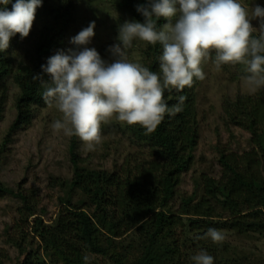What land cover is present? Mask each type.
Returning a JSON list of instances; mask_svg holds the SVG:
<instances>
[{
	"label": "trees",
	"instance_id": "trees-1",
	"mask_svg": "<svg viewBox=\"0 0 264 264\" xmlns=\"http://www.w3.org/2000/svg\"><path fill=\"white\" fill-rule=\"evenodd\" d=\"M76 1L42 0L28 36L15 34L8 48L0 52V117L7 97L6 79L12 76L19 89L14 99L17 117L13 127L27 121L32 103L44 101L41 80L47 81L49 76L41 66H46L48 58L63 46L75 22ZM114 1L143 22L136 7L145 0ZM14 2L10 0L6 5L8 10ZM165 22V18H159L157 29ZM17 49L18 58L13 56ZM161 54L159 43L145 44L141 64L158 72ZM236 66L240 73L247 74L244 65ZM198 82L194 80L192 87L181 92L165 90L164 100L170 108L180 96L186 99L182 111L166 114L153 133L145 135L141 126L121 122L132 144L140 147V157L134 163L130 158L111 170L88 168L76 151L77 138L72 136L69 151L73 175L69 181L60 182L66 193L61 198L63 207L51 224L37 216L32 219L34 231L51 256L64 264H84L82 252L107 256L114 264L126 260L129 264H193L191 257L204 250L214 258V264H242L228 259L225 245L213 243L206 233L209 228L246 235L264 233V88L255 94L226 97L222 104V118L250 133L251 148L241 154L220 150L219 176L200 175L194 191L183 195L177 210L172 211L169 203L177 193L182 174L194 162L199 131L195 104ZM197 188L200 193L196 197ZM0 191L20 198L17 211L21 222H28L35 214L33 198L20 189L14 191L0 181ZM77 193L81 196L79 203L73 201ZM103 227H109L111 232L106 233ZM130 231L134 233L130 241L124 244L118 240ZM10 242L19 253L26 251L25 240L12 237ZM119 248L121 251H116ZM126 249H133L134 254H128ZM4 257L0 249V264ZM29 262L31 258L21 264Z\"/></svg>",
	"mask_w": 264,
	"mask_h": 264
},
{
	"label": "clouds",
	"instance_id": "clouds-1",
	"mask_svg": "<svg viewBox=\"0 0 264 264\" xmlns=\"http://www.w3.org/2000/svg\"><path fill=\"white\" fill-rule=\"evenodd\" d=\"M0 0V52L10 38L19 33L28 36L42 0ZM136 11L143 22L125 20L118 26V44L107 51L111 63L97 50L88 47L94 37L95 22L71 38L75 49L58 51L42 65L48 74L42 99L55 105L62 119L52 124L55 132L77 136L86 152L102 144L101 125L113 117L129 126L139 125L145 135L153 133L165 115L182 111L185 96L171 108L164 100L166 89L183 91L194 80L205 79L201 64L215 53L217 70L222 65L242 64L247 73L243 80L255 94L264 88V8L259 4L249 11L238 0H145ZM168 22L157 29L159 18ZM257 20L259 29L251 21ZM259 31L258 36L253 33ZM134 40L162 46L159 71H151L139 62H131L127 50ZM39 79V77H33ZM206 237L222 243L221 231L209 228ZM193 264H214V258L201 250L191 257Z\"/></svg>",
	"mask_w": 264,
	"mask_h": 264
},
{
	"label": "rangeland",
	"instance_id": "rangeland-1",
	"mask_svg": "<svg viewBox=\"0 0 264 264\" xmlns=\"http://www.w3.org/2000/svg\"><path fill=\"white\" fill-rule=\"evenodd\" d=\"M251 14L255 5L264 8V0H238ZM76 16L68 36L59 51L67 54L68 49L76 46L70 43L72 37L80 30L95 22L94 37L88 47H94L101 58L109 63L113 57L107 49L117 40L118 26L125 20H135L127 11L119 8L114 0H77L75 2ZM175 17L171 21L175 22ZM253 27L259 29L257 20L251 21ZM163 24V25H164ZM259 35V31L254 32ZM145 42L134 40L127 50L131 62L143 63L142 55ZM20 49L13 54L18 58ZM57 52L53 53L55 55ZM215 53L202 62L201 68L205 79L199 80L196 88V107L198 113V141L193 151L194 162L189 171L182 174L177 193L169 203V208L176 211L181 197L190 195L199 177L208 174L219 176V152H235L241 154L251 148L250 133L241 128L228 124L222 118V104L226 97L234 98L239 94H253L249 91L244 80V74L238 71L235 65H222L217 70L214 64ZM7 97L4 110L0 117V181L14 191L20 189L31 198L35 204V214L28 222H21L18 207L21 200L18 196L0 191V249L5 253L1 264H21L30 260L29 264H64L61 259L51 256V251L41 241L34 231L33 217H40L45 224H51L57 213L63 207L61 198L66 193L60 182L69 181L73 175L70 161L69 145L72 136L64 135L63 131L57 133L52 124L62 119V114L55 105L46 104L45 101L32 103L27 121L17 127L13 123L17 117L15 95L18 86L12 76L6 81ZM102 144L95 151L86 152L83 142L76 136V151L85 159L84 166L88 168H105L108 170L118 167L125 160L140 157V147L132 144L130 135L121 127V122L113 117L101 125ZM66 188V187H65ZM198 194L200 189L197 188ZM79 193L73 196V201L79 203ZM102 225V224H101ZM110 233L109 227H103ZM225 236L220 246L226 251L228 259H234L242 264H264V233L239 234L235 231L219 230ZM134 236L133 231L118 238L127 243ZM25 240L26 251L21 254L10 238ZM189 245V243H186ZM116 251H121L117 249ZM223 251V252H224ZM126 252L131 255L133 249ZM125 257V256H124ZM131 259L133 257L129 256ZM81 259L84 264H114L106 256L97 253L82 252ZM130 261H122L129 264ZM228 264V263H225Z\"/></svg>",
	"mask_w": 264,
	"mask_h": 264
}]
</instances>
